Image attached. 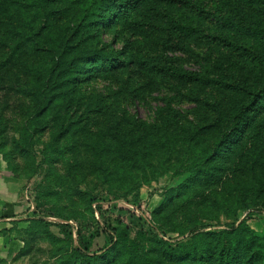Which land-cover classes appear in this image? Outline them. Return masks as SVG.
Listing matches in <instances>:
<instances>
[{
	"label": "trees",
	"instance_id": "1",
	"mask_svg": "<svg viewBox=\"0 0 264 264\" xmlns=\"http://www.w3.org/2000/svg\"><path fill=\"white\" fill-rule=\"evenodd\" d=\"M201 46L219 50L215 70L184 68L176 54ZM97 77L119 83L106 94L79 87ZM160 82L183 90L188 117L171 98L152 122L129 116L134 84ZM0 156L25 182L45 168L31 197L43 216L20 220L27 238L17 257L40 227L39 239L54 244L49 264H264V231L245 217L216 228L224 211H264V0H0ZM60 160L118 190L114 198L166 173L182 176L179 187L218 188L209 190L211 205L189 210L215 225L187 219L175 230L182 237L168 241L147 225L129 236L111 226L117 208L93 216L95 195L75 189L86 200L68 209L56 201L65 185L54 168ZM99 234L104 243L91 251Z\"/></svg>",
	"mask_w": 264,
	"mask_h": 264
},
{
	"label": "rangeland",
	"instance_id": "2",
	"mask_svg": "<svg viewBox=\"0 0 264 264\" xmlns=\"http://www.w3.org/2000/svg\"><path fill=\"white\" fill-rule=\"evenodd\" d=\"M110 35H106V39ZM119 42L114 45L118 48ZM176 55L181 56V65L186 69H199L204 66L206 69L213 71L216 60L219 59V50L208 49L205 46L194 47L191 53H184ZM222 66V64H221ZM241 74V73H240ZM109 76V75H108ZM122 79V77L120 76ZM119 83V79L115 77L108 78H92L79 85V87L85 92H94L100 94H106L111 90L115 89ZM140 86L134 84V88L131 89V95H125V111L126 113L138 120L146 122H152L154 118V110L157 106H160L164 99L171 98L172 105L179 109L181 113L188 117V111L192 108V103L188 102L185 98L181 97L179 86H174L169 82H160L157 85L143 86L144 89H139ZM203 92H206L203 91ZM8 135L12 134L10 131ZM46 137L43 135L39 140V143L35 146L36 150H39L41 142L45 141ZM5 149V147H4ZM233 149L230 148V156L234 153ZM16 162L20 164H26L25 159L17 157ZM28 162V161H27ZM54 168L58 172L59 176L65 181L64 186H60L58 191L59 204L64 206L66 209L70 206H82L86 197L81 196L75 192L78 189L80 192H88L89 194L96 196V201L91 205V211L93 216L98 219V210L110 207H115L118 211L111 213L108 218H116L118 222L111 223V226H117L118 228H126L128 235L132 236L133 233H137L141 230H150V234L158 237L162 240L168 241L173 238H181L178 236L175 230H182L186 224L187 219L197 224H211L215 225V221H208L201 217L190 218L189 210L190 205L194 203H201L202 206L211 205V194L213 190L218 192V188H202L197 184H189L187 186H180L182 176L171 177L169 173L161 175L154 180H150L141 184L129 192L127 195L122 197H112V194H118V190L107 188L105 185H100L97 180L87 171L86 168H79L78 171L70 169L67 164L60 160L54 164ZM44 166H40L38 172H36L29 182H26V196L27 201L33 204L31 197L34 195V183L39 180L44 172ZM170 187H178L174 190L169 198L164 196L165 190ZM210 190V192H209ZM206 196L204 201L200 198ZM54 196V197H56ZM133 200L135 202H133ZM34 206V204L32 205ZM24 217L27 216H41L42 213L37 209L24 212ZM222 212L218 216L219 226L222 227L224 222L240 220L242 217L246 218L247 225L258 233L264 231V211L255 208L250 209H238L235 213ZM43 216V215H42ZM44 219L49 222H53L55 219L52 217L44 216ZM26 222L15 227L12 231L13 237L20 238L21 247L23 246V238H27ZM49 229L57 233V229L54 226H50ZM40 227L32 229L34 236V243L32 249L26 256H16L15 259L21 262V264H49L50 251L54 250V244L48 243L39 239ZM147 236V235H146ZM185 236V235H183ZM104 243L103 235L99 234L93 238L90 250L94 251L102 247ZM20 247V248H21ZM19 249V248H18Z\"/></svg>",
	"mask_w": 264,
	"mask_h": 264
},
{
	"label": "crops",
	"instance_id": "3",
	"mask_svg": "<svg viewBox=\"0 0 264 264\" xmlns=\"http://www.w3.org/2000/svg\"><path fill=\"white\" fill-rule=\"evenodd\" d=\"M26 182L17 178L6 168L0 156V264H21L15 259L16 252L21 247L20 238L13 237L12 221L16 220L14 227L24 222V212L34 209L33 204L27 201ZM30 217V216H27ZM11 231H7L11 229Z\"/></svg>",
	"mask_w": 264,
	"mask_h": 264
}]
</instances>
